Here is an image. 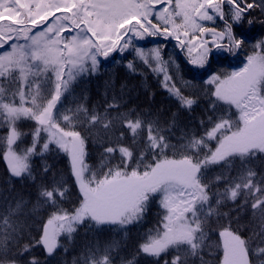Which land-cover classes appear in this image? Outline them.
<instances>
[{"label": "snow or ice", "instance_id": "snow-or-ice-1", "mask_svg": "<svg viewBox=\"0 0 264 264\" xmlns=\"http://www.w3.org/2000/svg\"><path fill=\"white\" fill-rule=\"evenodd\" d=\"M255 9L264 16V0H0V159L11 176L34 180V162L47 176L46 154L62 153L78 190L68 208L63 206L68 196L63 180L53 177L40 185L37 199L52 211L39 239L25 240V226L14 219L25 207L22 200L0 212V264H40L31 255L35 247L52 256L62 236L71 239L86 223L126 231L144 220L153 203L162 212L136 256L151 257L153 264H195L199 257L205 264L202 252L213 217H227L221 209L241 196V207L251 202L258 228L245 237L231 220L220 227L219 264H264V177L257 179L249 166L264 160V36L250 43L239 30L257 23ZM216 18L223 28L202 23ZM259 23L264 27V18ZM157 36L175 39L178 48L187 49V63L201 70L210 68L216 55L235 57L248 49L238 70L212 71L204 80L210 86L205 94L214 99L207 120L200 121L202 133L184 132L180 141L170 143L156 120L118 111L113 116L111 110L119 108L115 98L103 113L83 104L59 111L69 83L95 73L98 57L128 50L162 73L163 87L191 110L196 99L186 96L170 74L175 61L164 60L160 47L145 50L134 43ZM128 67L135 70L132 62ZM24 121L32 122L27 132ZM81 128L97 132L103 148L99 170L87 162L88 138ZM126 132L131 144L122 142ZM27 137L30 142L20 147ZM137 141L143 145L138 157ZM117 152L119 161L113 165ZM214 169L220 171L213 177ZM221 183L222 191H211ZM119 243L89 246L84 264H115ZM123 264L135 260L126 258Z\"/></svg>", "mask_w": 264, "mask_h": 264}, {"label": "trees", "instance_id": "trees-1", "mask_svg": "<svg viewBox=\"0 0 264 264\" xmlns=\"http://www.w3.org/2000/svg\"><path fill=\"white\" fill-rule=\"evenodd\" d=\"M252 18L256 19L257 23L251 28L245 23L244 28L239 30L245 31L250 43H255L257 39L264 36V27L259 23L264 16H262L259 9H255L252 11ZM202 23L207 27L223 28V22L219 18H216L215 22L203 21ZM134 43L145 50L160 47L164 60L175 61L170 74L173 75L175 83L186 96L196 99L197 103L193 105L191 110L182 107L179 100L163 87L162 73L153 72L148 65H145L142 60L136 57L134 51L128 50L124 53H110L108 58L98 57L99 63L95 73L89 71L69 83L68 90L61 98L59 111L63 113L67 109L75 110L83 104L90 111L95 109L103 113L107 105L113 103L115 98V103L119 105V108L111 110L113 116L118 111L131 113L133 118L142 116V118L156 120L159 122V126L165 130L170 143H177L184 132L189 134L203 132L200 121L202 119L207 120L209 104L214 99L205 94L206 89L210 87L204 83L207 75L212 71L230 72L236 70L245 62L244 57L248 53L246 48L235 57L216 55L213 57L210 68L201 70L187 63V49L178 48L175 39H164L162 36H157L147 37L144 40H134ZM192 55H195V53ZM129 62L134 64L135 70L128 67ZM177 66L179 72L176 71ZM184 81H191L195 87H185ZM5 87H8L6 82ZM222 107L224 112H229L226 105ZM231 111L234 112L235 110ZM216 114H220L219 110ZM31 123L30 121L22 122V130L29 131ZM79 130L88 138L87 162L93 169L99 170L100 153L103 148L100 146L97 132L92 130L90 134L89 131L83 128ZM2 134L0 132V135ZM119 134V131H117L116 136H119ZM99 137H103L102 131L99 133ZM30 140L31 138L27 137L25 144H21L20 147H24ZM122 142L125 144L132 143V138L127 132L126 139ZM105 146H108L106 142ZM142 148L143 145L137 141V157ZM169 155H171L170 152ZM151 159L152 156L149 153L147 161H151ZM45 161L50 165L47 176L38 166L39 162H34L33 176L35 179L33 180L32 178L18 179L11 176L6 163L0 159V212H4L9 204L15 205L17 201L21 200L24 202L25 207L22 209V213L14 219L25 226V240L39 239L43 222L52 211L49 206L44 205L37 199L38 189L42 183H50L53 177L65 182L68 188V196L64 201V207H72L78 195L67 157L62 153L53 151L46 154ZM118 161L119 153L117 152L116 159L112 161V164L114 165ZM249 166L257 171V179L264 177V160H254ZM236 167H239L238 162ZM219 171V169H214L210 175L214 177ZM232 174L235 175V172ZM217 187L222 191L224 184L214 185L211 191L215 192ZM243 200L244 197L241 196L235 203L227 202L226 206L221 209L222 212L229 213L227 217L220 220L213 217L212 229L207 241L208 246L202 252L205 264H219V259L223 253L222 248L219 247L218 232L220 227L228 226L230 220L232 222L231 226L240 228L245 237L251 234L253 226L258 228V220L252 216L251 202L247 206L241 207ZM161 212L162 210L158 207V204L153 203L144 220L129 226L126 231H119L109 225L97 227L94 224L86 223L78 228L71 239L62 236L60 247L52 256H48L42 247H35L31 255H34L40 261V264H84L89 246L99 245L103 248L112 241H119L118 251L113 253L115 264H123L126 258H134L135 264H153V258L151 257H146L143 254L136 256V249L138 244L146 237V233L157 226ZM12 251L15 252L16 248H13ZM170 258L171 256H169ZM195 264H201L199 257L196 258Z\"/></svg>", "mask_w": 264, "mask_h": 264}, {"label": "rangeland", "instance_id": "rangeland-1", "mask_svg": "<svg viewBox=\"0 0 264 264\" xmlns=\"http://www.w3.org/2000/svg\"><path fill=\"white\" fill-rule=\"evenodd\" d=\"M102 57H103V56H102ZM89 68H90V62H89ZM238 69H239V68H238ZM238 69H237V70H238ZM50 75H51V74H50ZM65 78H67V77H65ZM53 79H54V77H53Z\"/></svg>", "mask_w": 264, "mask_h": 264}]
</instances>
